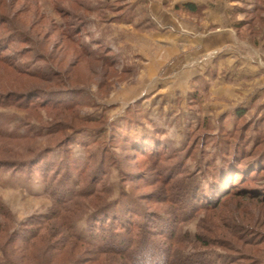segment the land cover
<instances>
[{"label": "rangeland", "instance_id": "obj_1", "mask_svg": "<svg viewBox=\"0 0 264 264\" xmlns=\"http://www.w3.org/2000/svg\"><path fill=\"white\" fill-rule=\"evenodd\" d=\"M137 2L0 0V36L5 39L0 41V58L3 59L0 60V95H17L20 101L0 106V123L19 136H0V159H25L51 146H54L52 155L57 158L61 151L56 147L57 141L62 138L61 143H64L67 135H76L70 148L82 165L68 188L88 195L95 184L98 188L109 186L110 193L99 194L107 196V202L123 193L132 195L137 203L134 210L144 216L133 219L134 224L142 225L147 220L146 231L154 233L153 238L161 245L164 242L169 245L160 219L177 218L173 214L174 202L166 190L171 188L177 199L179 196L187 198L185 207L196 200L174 189L173 184L175 180L186 183L193 172L205 169V160L211 157L205 155L202 161L200 156L214 150V145L203 135L209 130L203 129L200 122L209 119L216 124L221 114L216 116L217 110L203 109L211 100L205 78L189 93L176 88L169 91L163 84H149L153 78L142 80L146 60L141 54L135 55L129 39L136 30L149 29L134 24L137 20L140 22ZM238 3L240 8L234 18L239 17L240 22L235 32L239 38L249 39L264 49V0ZM120 15L133 17L129 21L119 19ZM150 19L159 29H173L154 15H150ZM66 30L71 35L64 32ZM14 37L15 42L11 41ZM262 52L259 50L258 54L264 61ZM112 54L115 58H108ZM163 68L158 71L159 80L164 79ZM255 98L244 117L247 122H255L264 112V109L259 110L260 105L264 106V96L259 94ZM129 115L138 117L139 124L127 125L122 132L120 126ZM100 117L103 128L93 122ZM227 120L228 127L233 128L232 117ZM57 124L59 130L62 129L60 134L50 129H55ZM112 129L118 131L115 137ZM85 130L89 132L84 133ZM125 131L134 138L154 132L170 142L171 148L157 147L162 154L149 148H146L148 152L140 150L125 142ZM22 135L31 137H20ZM90 143L89 149L87 144ZM109 156L115 162L107 168L110 162L104 161V165L102 160ZM176 167L182 173H177ZM102 176L101 181L94 183V178L99 180ZM229 182L230 189H226L228 195L224 199L221 196L225 191H221L211 207L185 217L181 224V243L175 246L176 250L187 255L195 253L192 258L199 261L211 258L216 264H264V170L257 178L233 176ZM250 188L251 194L246 190ZM254 192L260 194L254 195ZM103 202L92 195L76 197L72 210L65 213L70 219H78L76 229L88 237V217L95 214V210H101ZM55 209V201L46 193L39 173L0 168V244H6L10 235L29 220L46 216ZM155 224L157 226L152 228ZM203 240L210 245H203ZM11 244H6L9 251L15 246ZM73 257L76 259L73 264L119 263L116 256H97L89 246L82 244L77 245ZM146 257L135 259L140 263ZM4 260L0 246V261ZM46 262L41 261V264Z\"/></svg>", "mask_w": 264, "mask_h": 264}, {"label": "trees", "instance_id": "obj_2", "mask_svg": "<svg viewBox=\"0 0 264 264\" xmlns=\"http://www.w3.org/2000/svg\"><path fill=\"white\" fill-rule=\"evenodd\" d=\"M82 6L85 7L83 4ZM185 9L191 13H199L201 10L199 6L192 3L187 4ZM131 17L133 16L127 17L120 15L119 19H127L130 21L132 19ZM64 32L71 35L69 30ZM0 41L4 42L5 39L0 36ZM11 41L15 42L16 38H11ZM113 56L115 58V54L110 55V57L108 56V58H112ZM0 60L3 59L0 58ZM111 61H114V59ZM55 99L58 98L56 97ZM67 99L70 101L72 100L70 97ZM17 100V95L14 97L0 95V106L10 105L14 102L15 104L20 103V101ZM255 100L256 98L252 100L250 105H241L232 112L221 114L217 117L216 124L209 119H202L200 122L201 126L204 127L203 129L209 130L204 132L203 135H206L210 143L212 142L211 144L214 145V150L205 152L202 154L203 157L200 156L202 161L205 155H210L211 157L205 160V169L203 168L193 172V174L186 179V183L183 181H179V183L175 180L173 184V188L183 191L186 197L188 196L190 199H196L191 200L192 202L189 206H183V204L187 202V198H181L179 196L177 199V196L171 191V188L166 190L169 192L168 195L171 201L174 202L173 214L177 218L173 220L174 222L171 218L160 219V223H163L162 227L166 232L165 238H167L169 245L165 244V242L161 245L159 241L153 238L154 233L146 231V228L149 227L147 220L143 222L142 225L134 224L135 222L133 219L137 217L144 218V216L138 214L134 210L137 203L132 195H124L123 193L116 199L107 202V200L105 201V197L107 196L100 195H106L107 192L110 193L111 188H109V186L98 188L95 184V188L93 187L88 195L78 194L72 188H68L75 174L80 172L78 170L82 165V163L74 157L72 148H70V145L75 141L76 135H67L63 138L66 140L64 143H61L63 141L62 138L57 141L56 147L61 148L57 158L52 155L54 146H51L46 149H40L25 159H0V168L2 169L15 172L26 171L33 174L39 173L46 185V193L53 197L56 205L55 211L53 210L48 215L39 217L36 220H29L25 226L17 230L13 236L10 235V239L6 244L12 243L11 245H15L11 248V251L6 248V244H0L4 252V259H6L0 261V264H38L39 262V264H41V261L44 262V260L47 261L46 264H73L72 261L76 260L73 257V253L79 244L89 246L97 256H116L117 259H119L118 264H216L211 258L206 260L203 259L202 261L196 260L195 258L193 259L192 256L195 253L188 255L181 253L179 250H176L175 246L181 243V224L186 216L197 213L203 208L211 207L213 205L212 201L221 191H225L221 196L224 199V197L228 195V190L226 191V189H230L229 180H231L233 176L234 178L241 176L245 179H247V177L254 179L264 170V112L255 122H247L244 120L245 115L251 109ZM57 102L63 103V100H57ZM263 109L264 106L260 105L259 110ZM228 117H232L233 128L228 127ZM102 121L101 117L94 118L93 120L94 123H98L99 125L103 124ZM139 121L140 119L138 117L129 115L127 120H125V124L120 126L121 131L124 132L123 129H126L127 125L139 124ZM101 126L103 128V125ZM113 126L116 125L114 124ZM54 128L55 129H50L57 130L55 133H62V129L59 130V124ZM155 131L159 130L156 129ZM80 132L78 133L80 134ZM87 132H89V130L84 131V133ZM95 132L97 133L96 130ZM115 133H118V131L115 132L113 130V137H115ZM0 136L19 137L17 134L4 128L1 123ZM20 137L29 138L31 136L22 135ZM123 139L125 142L139 147V149L143 151L149 148L153 149L156 153L160 152V154H162V151H159L157 147L160 146V149L165 147L164 149L166 150L171 148L170 142L166 139L157 137L154 132L143 134L139 138H134L126 132ZM80 141L81 140H77V142ZM84 145L86 146V144ZM91 145L92 143L87 144V147L90 149ZM104 153L105 155L108 154V152ZM107 159L105 160L104 158L102 163L105 165L104 161L110 162L106 166L109 168L115 161L111 156ZM178 169L179 168L176 167L177 171ZM102 172L103 175L106 174L105 170ZM177 173L180 174L182 172L178 171ZM102 179L103 176L99 180L94 178L93 181L95 183V181L99 182ZM173 179L174 178H172V180ZM251 188L246 189L250 194L252 191ZM255 194L259 195L260 193L254 192V195ZM90 195L94 196L96 199L100 198L101 201H104V205L101 210H95L96 213L94 214L93 212L88 217L87 230L89 234L88 237H85L75 227V223L78 219H70L65 212H70L72 210L73 200L76 199V197ZM97 213L99 216L96 215ZM155 226H157V224L153 225L152 228ZM44 228H46L47 231L43 233L42 230ZM202 244L210 245L209 242L205 240H203ZM140 253L145 254L141 255ZM45 255H47L48 259ZM145 255H147V257ZM10 256H13V258L15 256L19 257L13 259ZM148 256H150V260ZM135 257L140 259L146 257V260L139 263Z\"/></svg>", "mask_w": 264, "mask_h": 264}, {"label": "crops", "instance_id": "obj_3", "mask_svg": "<svg viewBox=\"0 0 264 264\" xmlns=\"http://www.w3.org/2000/svg\"><path fill=\"white\" fill-rule=\"evenodd\" d=\"M137 1L140 22L134 24L149 29L136 30L129 39L135 55L146 60L142 80L153 78L149 84L189 93L205 78L211 100L203 109L217 110L216 116L247 106L256 95L264 96V61L258 54L264 49L239 38L234 30L240 22L234 18L240 0ZM190 3L199 6L200 13L187 11ZM150 15L173 29H159ZM162 67L164 79L159 80Z\"/></svg>", "mask_w": 264, "mask_h": 264}]
</instances>
